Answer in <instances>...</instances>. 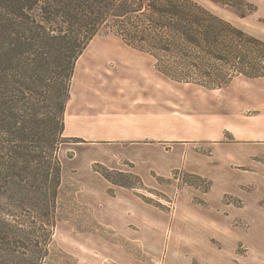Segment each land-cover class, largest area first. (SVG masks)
Here are the masks:
<instances>
[{
	"label": "trees",
	"instance_id": "16d2710c",
	"mask_svg": "<svg viewBox=\"0 0 264 264\" xmlns=\"http://www.w3.org/2000/svg\"><path fill=\"white\" fill-rule=\"evenodd\" d=\"M208 1L241 19L257 12L249 0ZM102 33L176 83L215 91L264 78V40L196 0H0V264H52L66 111L77 63ZM97 167L113 185L144 187Z\"/></svg>",
	"mask_w": 264,
	"mask_h": 264
},
{
	"label": "rangeland",
	"instance_id": "374dc122",
	"mask_svg": "<svg viewBox=\"0 0 264 264\" xmlns=\"http://www.w3.org/2000/svg\"><path fill=\"white\" fill-rule=\"evenodd\" d=\"M196 1L264 40V0H249L257 6V12L246 19L208 0ZM79 65L81 69L74 76L68 107L66 134L69 136H65L69 142L59 152L64 178L58 210L60 220L54 233L51 263L200 264L189 256H172L168 251V243L176 225L174 214L180 195L183 193V198H186L185 193L193 192L191 189L206 194L207 182L191 177L183 169H176L168 175L153 173L151 183L139 175L144 187L137 180L130 179L140 189L128 190L160 216L149 217L142 213L140 217H127L115 213V207L109 210L114 205L112 203H116L111 200L117 196L116 188L124 187L108 182L97 172L101 170L98 164L117 172L137 174L135 165L124 159L119 148H113L109 142H86L85 139L70 136L80 129L75 121L76 103L88 99L91 104L97 103L102 107L105 102L114 101L130 90L137 94L134 101L143 104L145 101L138 95L152 89L158 90L169 96L165 105L177 113L175 129L178 133L182 132L178 137L193 138L190 143L204 153L211 151V140H219L221 144L249 143L253 147L251 153H256L258 165L263 167L264 78L250 80L239 77L228 87L215 91L176 83L155 70L151 57L126 46L117 37L104 33L90 43ZM89 113L86 110L83 114ZM182 141L174 142V147L188 143ZM104 161L119 163V167L111 168ZM237 169L245 170L241 167ZM117 175L113 174L115 179L119 178ZM196 184L201 188L193 186ZM106 185L110 188L104 193L102 186ZM253 197L264 207L260 187ZM194 200L198 204H206L202 197H195ZM224 202L239 208L244 204L243 200L231 195H225ZM260 225L257 220L254 224L256 233L261 232ZM239 251L243 255V251Z\"/></svg>",
	"mask_w": 264,
	"mask_h": 264
},
{
	"label": "crops",
	"instance_id": "0c3cea01",
	"mask_svg": "<svg viewBox=\"0 0 264 264\" xmlns=\"http://www.w3.org/2000/svg\"><path fill=\"white\" fill-rule=\"evenodd\" d=\"M126 91L102 107L88 99L79 100L75 121L80 129L70 136L86 142L105 141L119 148L121 154L118 153L135 165V172L147 183L153 181V173L168 175L176 169L213 181L212 190L206 194L191 189L190 196L180 195L174 214L176 225L168 243L172 256H189L200 264H264V207L253 197L258 187L264 197V166H259L256 153H251L253 147L249 143L221 144L211 140V151H198L190 143L193 138L178 137L182 132L175 129L177 113L165 105L168 95L152 89L138 95L145 101L138 104L134 101L137 94ZM86 110L89 115L83 114ZM180 141L188 143L174 147V142ZM104 163L119 167V163ZM240 167L245 170L237 169ZM102 188L106 193L110 186ZM116 195L114 199L107 197L116 201L108 209L115 207L119 215L160 216L128 189L116 188ZM225 195L243 200V207L226 204ZM195 197H202L206 204L196 203ZM256 219L261 224L259 233L255 232Z\"/></svg>",
	"mask_w": 264,
	"mask_h": 264
},
{
	"label": "bare ground",
	"instance_id": "6f19581e",
	"mask_svg": "<svg viewBox=\"0 0 264 264\" xmlns=\"http://www.w3.org/2000/svg\"><path fill=\"white\" fill-rule=\"evenodd\" d=\"M83 57V56H82ZM81 57V58H82ZM81 58H80V60H81ZM79 60V61H80ZM81 65V64H80ZM79 65V62H78V64H77V68H76V74H75V77L77 76V73L79 72V70L81 69V66ZM73 88V87H72Z\"/></svg>",
	"mask_w": 264,
	"mask_h": 264
}]
</instances>
